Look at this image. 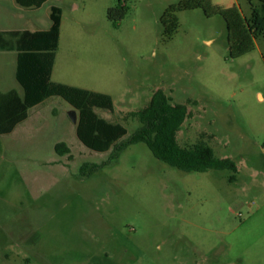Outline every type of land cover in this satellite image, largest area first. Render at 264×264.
<instances>
[{"label":"rangeland","instance_id":"rangeland-1","mask_svg":"<svg viewBox=\"0 0 264 264\" xmlns=\"http://www.w3.org/2000/svg\"><path fill=\"white\" fill-rule=\"evenodd\" d=\"M181 1L124 0L117 24L106 15L116 0H49L23 12L0 3V27L43 30L60 8L51 81L110 96L113 111L95 113L122 124L124 138L139 127L124 116L162 90L188 106L178 143L203 140L237 167L185 173L139 143L81 177L83 163L110 151L85 148L71 107L47 98L0 136V264H264V37L242 30L257 1L198 0L175 13L166 38L161 18ZM14 72L15 53L0 55V92L22 95ZM60 142L69 155L55 153Z\"/></svg>","mask_w":264,"mask_h":264},{"label":"trees","instance_id":"trees-1","mask_svg":"<svg viewBox=\"0 0 264 264\" xmlns=\"http://www.w3.org/2000/svg\"><path fill=\"white\" fill-rule=\"evenodd\" d=\"M25 9H38L49 0H14ZM251 14L244 19L242 30L247 40L264 37V0H256ZM200 7L198 0H183L166 9L161 24L166 38H170L178 28L175 15L178 11ZM124 0H116V5L107 10V19L117 24L127 14ZM50 26L44 31L0 32V51H15L16 68L14 78L22 89V95L15 90L0 92V135H7L27 118L28 110L50 97H59L71 109L76 110L75 134L78 141L96 153L110 151L106 161L99 164L83 163L79 168L81 177H89L116 161L129 146L142 143L158 161L185 173H204L210 170L237 172L231 159L215 156L213 149L203 140L191 146H181L177 134L189 116L187 104L173 103L162 90L153 93L147 105L124 118L136 120L139 127L128 137L126 128L120 123H112L100 118L95 109L113 111L110 96L102 93L68 86L51 81V74L58 47L61 10L52 6L49 14ZM264 149V143L262 145ZM58 156L69 155L63 142L54 146ZM231 180H234L232 177Z\"/></svg>","mask_w":264,"mask_h":264},{"label":"crops","instance_id":"crops-1","mask_svg":"<svg viewBox=\"0 0 264 264\" xmlns=\"http://www.w3.org/2000/svg\"><path fill=\"white\" fill-rule=\"evenodd\" d=\"M0 3L1 4H6V5H10L15 11H19V12H23L24 10H27V9H25V8H22V7H20L14 0H0ZM45 4V3H44ZM52 7V6H51ZM51 7H50V9H51ZM74 7H76V5H74ZM23 9V10H22ZM50 14V13H49ZM61 23H62V13H61ZM49 26H50V23H49V25L47 26V28L46 29H43V30H37V29H29V28H27V27H16L15 25H13L12 23H10V25H8V26H6V25H4V26H2V27H0V32H4V33H6V32H15V31H30V32H35V31H44V30H47L48 28H49ZM60 27H61V25H60ZM60 36V35H59ZM9 53H15V68H16V56H17V54H16V52L15 51H0V55H7V54H9ZM53 71V70H52ZM15 73V72H14ZM52 75V74H51ZM55 83H60V84H62V82H55ZM36 107V106H35ZM34 108V107H33ZM32 109V108H31ZM30 110V109H29ZM29 110H28V112H29ZM27 118H28V113H27ZM26 118V119H27ZM25 121V120H24ZM23 121V122H24ZM19 125V124H18ZM16 128V127H15ZM14 128V129H15ZM13 129V130H14ZM13 132V131H12ZM11 132V133H12ZM11 133H9V134H11ZM9 134H7V135H9ZM0 136H3V135H0Z\"/></svg>","mask_w":264,"mask_h":264},{"label":"water","instance_id":"water-1","mask_svg":"<svg viewBox=\"0 0 264 264\" xmlns=\"http://www.w3.org/2000/svg\"><path fill=\"white\" fill-rule=\"evenodd\" d=\"M68 117L70 119V121L76 125L77 123V113H76V110L74 109H71L69 112H68Z\"/></svg>","mask_w":264,"mask_h":264}]
</instances>
